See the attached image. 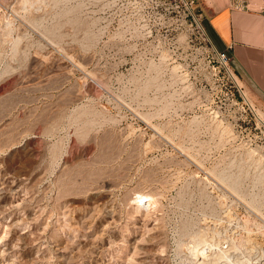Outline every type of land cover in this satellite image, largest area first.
<instances>
[{
    "label": "rangeland",
    "instance_id": "obj_1",
    "mask_svg": "<svg viewBox=\"0 0 264 264\" xmlns=\"http://www.w3.org/2000/svg\"><path fill=\"white\" fill-rule=\"evenodd\" d=\"M0 47V264H264V126L196 3L0 0Z\"/></svg>",
    "mask_w": 264,
    "mask_h": 264
},
{
    "label": "crops",
    "instance_id": "obj_2",
    "mask_svg": "<svg viewBox=\"0 0 264 264\" xmlns=\"http://www.w3.org/2000/svg\"><path fill=\"white\" fill-rule=\"evenodd\" d=\"M195 3L212 44L228 53L236 76L249 86L255 106L264 113V0Z\"/></svg>",
    "mask_w": 264,
    "mask_h": 264
},
{
    "label": "bare ground",
    "instance_id": "obj_3",
    "mask_svg": "<svg viewBox=\"0 0 264 264\" xmlns=\"http://www.w3.org/2000/svg\"><path fill=\"white\" fill-rule=\"evenodd\" d=\"M26 2V1H25ZM24 2V4H28V3H25ZM35 3V2H34ZM16 6V5H15ZM26 6V5H25ZM202 26V25H201ZM8 27V26H7ZM6 27V28H7ZM203 27V26H202ZM11 29V28H10ZM52 29V28H51ZM51 29H50V31H51ZM54 29H55V27H54ZM53 30V29H52ZM10 31V30H9ZM53 31H55V30H53ZM53 31H51V32H53ZM58 31V30H57ZM54 33V32H53ZM15 42H17V41H15ZM14 42V43H15ZM17 44H18V42H17ZM17 44H15V45H17ZM14 47V50H15V46H13ZM17 47V46H16ZM1 48V47H0ZM1 50V49H0ZM18 50V49H17ZM15 52V51H14ZM88 84V83H87ZM88 87V86H87ZM88 88H90L91 89V91L94 89V85L93 84H89V87ZM89 91V90H88ZM248 91H250V90H248ZM94 92V91H93ZM92 92V93H93ZM94 94H95V92H94ZM39 130V129H38ZM14 168V167H13ZM19 168V167H18ZM5 169V168H4ZM17 169V168H16ZM29 170V169H28ZM31 170V169H30ZM13 171V170H12ZM17 171V170H16ZM18 172H19V170H18ZM32 171H30V173H31ZM20 173V172H19ZM36 173V172H35ZM221 174H223V173H220V176H221ZM8 175V174H7ZM25 175V174H24ZM24 175H18V174H16V173H10V179L7 181V180H5V181H7L8 182V184H7V186H2V188H4V189H8V190H10V191H16V190H18L19 188H21L22 189V187L23 186H25V184H26V180L24 179L25 177H24ZM224 175H225V173H224ZM223 175V176H224ZM38 176V175H37ZM225 176H227V175H225ZM224 176V177H225ZM228 176H229V174H228ZM232 176V175H231ZM27 177V176H26ZM234 177V176H233ZM233 177H232V179H233ZM223 178V177H222ZM231 179V180H232ZM237 179V178H236ZM37 180V179H36ZM237 182H238V180H236ZM235 181V182H236ZM33 182H35V180L33 181ZM32 182V183H33ZM226 182V181H225ZM228 183H229V181H228ZM227 183V184H228ZM29 185V184H28ZM231 185V184H230ZM238 185V184H237ZM237 185H236V187H237ZM38 187V186H37ZM62 187V186H61ZM1 188V187H0ZM1 188V189H2ZM28 188V187H27ZM67 188V187H66ZM96 188V187H95ZM26 189V188H25ZM234 189H235V187H234ZM237 189V188H236ZM63 190V189H62ZM26 192H28V191H26ZM5 193V192H4ZM1 194V193H0ZM137 194V193H136ZM139 194V193H138ZM15 195V194H14ZM17 195V194H16ZM15 195V196H16ZM63 196V195H62ZM33 197V196H32ZM58 197H60V196H58ZM10 198V197H9ZM17 198V197H16ZM22 198V197H21ZM57 198V197H56ZM155 198L156 197H154V194L152 193V192H141L140 191V194H139V198H138V202H137V206L138 207H143L145 210H146V208H151V207H153V204L156 202V200H155ZM3 199V198H2ZM29 199V198H28ZM23 200V199H22ZM42 200V199H41ZM5 201V200H4ZM11 201V200H10ZM137 201V200H136ZM19 202V201H18ZM18 202H16V203H18ZM10 203V202H9ZM21 203V202H20ZM136 203V202H135ZM11 204V203H10ZM35 204V203H34ZM254 204V203H253ZM38 206V205H37ZM36 206V207H37ZM55 206V205H54ZM23 207H24V205H23ZM39 207V206H38ZM60 207V206H59ZM136 208V207H135ZM67 209V208H66ZM14 210V209H13ZM35 210V209H34ZM36 210H38V208L36 209ZM35 210V211H36ZM41 210V209H40ZM31 211V210H30ZM33 211V210H32ZM39 211V210H38ZM41 211H43V210H41ZM11 212V211H10ZM96 212V211H95ZM101 212V211H100ZM13 213V212H12ZM29 213V212H28ZM33 213H36V212H33ZM87 213V212H86ZM112 213H114V212H112ZM63 214V213H62ZM68 214V213H67ZM99 214V213H98ZM36 215V214H35ZM34 215V216H35ZM64 215V214H63ZM28 216H29V214H28ZM38 216H36V218H37ZM61 217V216H60ZM63 218V217H62ZM35 219V218H34ZM120 221V220H119ZM84 223H86V222H84ZM63 226V225H62ZM77 226V225H76ZM46 227V226H45ZM66 227V226H65ZM64 227V228H65ZM88 227V226H87ZM58 230V229H57ZM56 230V231H57ZM69 230V229H68ZM78 231V230H77ZM52 234V233H51ZM55 234V233H54ZM64 234V233H63ZM54 236V235H53ZM58 236V235H57ZM3 238V237H2ZM74 238V237H73ZM229 237H227V239H228ZM72 240V239H71ZM70 240V241H71ZM229 240V239H228ZM232 240V239H231ZM230 240V241H231ZM196 241V240H195ZM220 241V240H219ZM72 242V241H71ZM71 242H70V244H71ZM232 242V246H230V248H227V250L225 249H223V251L222 252H218L219 254H216V255H212L213 257H209V258H206V255H203V253L201 254V252L203 251V249L202 248H204V246L205 245H207V244H200V241H199V244L197 245V247H196V252H197V254H199L200 256H201V264H216V262L218 261V260H220L221 258H226L227 259V257L228 256H230L231 254H233V255H235L236 254V250H237V248H236V246L233 244V241H231ZM69 243V242H68ZM73 243V242H72ZM215 243V242H214ZM213 243V244H214ZM252 243V242H251ZM255 243V242H254ZM56 244V243H55ZM83 244V243H82ZM210 244V243H209ZM236 244V243H235ZM73 245V244H72ZM72 245H71V247H72ZM81 245V244H80ZM96 245V244H95ZM203 245V246H202ZM215 245V244H214ZM219 245V244H218ZM253 246H254V244H252ZM252 245H251V247H252ZM250 246V245H249ZM16 247V246H15ZM66 247V246H65ZM68 247V246H67ZM100 247V246H99ZM207 247H209L208 245L205 247L206 249H207ZM217 247V246H216ZM221 247V246H220ZM238 247V246H237ZM54 248V247H53ZM69 248V247H68ZM204 248V249H205ZM254 248V251H255V249H256V253L258 252V251H260V250H262L260 247H258V246H256L255 245V247H252V249ZM257 248H258V250H257ZM259 248H260V250H259ZM264 248V247H263ZM64 249V248H63ZM54 250H56V249H54ZM77 250V249H76ZM211 250V249H210ZM216 250H217V248H216ZM220 250V249H219ZM102 251V250H101ZM205 251V250H204ZM93 252V251H92ZM195 252V253H196ZM217 252V251H216ZM67 253V252H66ZM65 253V254H66ZM99 253V252H98ZM102 253V252H101ZM210 254H211V252H209ZM65 254H61V256L60 257H62V258H64L65 260H66V264H70V260H71V258L72 259H74V257H70L69 259L67 258V254L65 255ZM94 254V253H93ZM97 254V253H96ZM204 254H205V252H204ZM209 254V255H210ZM238 254V253H237ZM56 255V254H55ZM70 255V254H69ZM75 256V255H74ZM96 256V255H95ZM94 256V257H95ZM223 256V257H222ZM237 256V255H236ZM45 257V256H44ZM98 258H99V256H98ZM200 258V257H199ZM230 259H231V256L229 257ZM228 258V259H229ZM89 259V258H88ZM227 259V260H228ZM225 260V259H224ZM248 260V259H247ZM247 260H246V263H247ZM85 261V260H84ZM232 261V260H231ZM59 262V261H58ZM65 262V261H64ZM79 262V261H78ZM95 262V261H94ZM222 262V261H221ZM230 262V261H229ZM244 262V261H243ZM242 262V263H243ZM248 262H249V260H248ZM1 263V262H0ZM5 263V262H4ZM60 263V262H59ZM74 263V262H73ZM75 263H77V261L75 262ZM98 263V261H96L95 262V264H97ZM226 263H227V261H226ZM232 263V262H231ZM238 262H236V264H237ZM241 263V264H242ZM65 264V263H64ZM79 264H80V262H79ZM99 264V263H98ZM101 264V263H100ZM103 264V263H102ZM225 264V263H224ZM243 264H245V263H243ZM250 264V263H249ZM254 264V263H253Z\"/></svg>",
    "mask_w": 264,
    "mask_h": 264
},
{
    "label": "built area",
    "instance_id": "obj_4",
    "mask_svg": "<svg viewBox=\"0 0 264 264\" xmlns=\"http://www.w3.org/2000/svg\"><path fill=\"white\" fill-rule=\"evenodd\" d=\"M176 1H178L183 7H185V9H188V10H192L194 8V6H195V0H176ZM216 52H217L219 58L221 59V61L229 69V65L231 64V59H230V56L228 55V53L226 51H220V50H217V49H216ZM230 69L229 70H230L231 74L234 77V75H236V74H235L233 68H230ZM237 85H238L239 90L241 92H243L242 86L239 85V84H237ZM252 108H253V110H254L257 118H258L259 124L262 125V126H264V119L259 116L257 107L254 105V107H252Z\"/></svg>",
    "mask_w": 264,
    "mask_h": 264
}]
</instances>
